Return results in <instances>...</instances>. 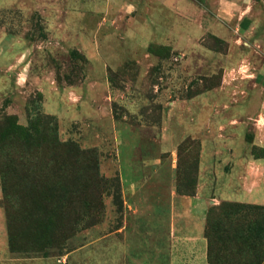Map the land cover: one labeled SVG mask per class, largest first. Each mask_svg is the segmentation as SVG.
Segmentation results:
<instances>
[{"label":"rangeland","instance_id":"obj_1","mask_svg":"<svg viewBox=\"0 0 264 264\" xmlns=\"http://www.w3.org/2000/svg\"><path fill=\"white\" fill-rule=\"evenodd\" d=\"M264 0H0V264H264Z\"/></svg>","mask_w":264,"mask_h":264},{"label":"trees","instance_id":"obj_2","mask_svg":"<svg viewBox=\"0 0 264 264\" xmlns=\"http://www.w3.org/2000/svg\"><path fill=\"white\" fill-rule=\"evenodd\" d=\"M262 84H263V86H264V82H263Z\"/></svg>","mask_w":264,"mask_h":264}]
</instances>
